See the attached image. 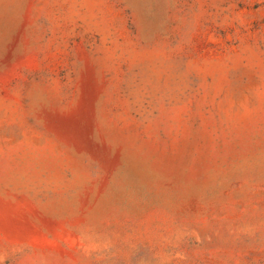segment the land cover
I'll use <instances>...</instances> for the list:
<instances>
[{"label":"rangeland","instance_id":"obj_1","mask_svg":"<svg viewBox=\"0 0 264 264\" xmlns=\"http://www.w3.org/2000/svg\"><path fill=\"white\" fill-rule=\"evenodd\" d=\"M0 264H264V0H0Z\"/></svg>","mask_w":264,"mask_h":264},{"label":"bare ground","instance_id":"obj_2","mask_svg":"<svg viewBox=\"0 0 264 264\" xmlns=\"http://www.w3.org/2000/svg\"><path fill=\"white\" fill-rule=\"evenodd\" d=\"M78 126H79V125H78ZM80 127H81V125H80ZM76 128H77V126H76ZM83 128H84V127H83ZM83 128H82V129H83ZM77 129H79V127H78ZM77 129H76V130H77ZM80 129H81V128H80ZM84 130H85V129H84ZM80 131H81V130H80ZM81 135H82V133H81ZM81 139H82V138H81ZM83 142H84V141H83Z\"/></svg>","mask_w":264,"mask_h":264}]
</instances>
